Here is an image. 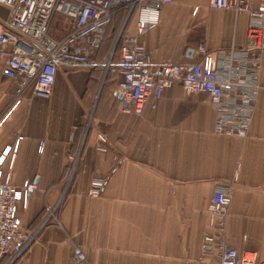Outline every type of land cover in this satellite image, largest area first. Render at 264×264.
<instances>
[{
  "label": "crops",
  "instance_id": "crops-1",
  "mask_svg": "<svg viewBox=\"0 0 264 264\" xmlns=\"http://www.w3.org/2000/svg\"><path fill=\"white\" fill-rule=\"evenodd\" d=\"M8 14L0 5V28ZM248 21L209 0H172L137 44L155 64L190 66L201 60L200 45L210 55L244 47ZM124 24V35H133L136 16ZM112 53L98 52L93 68L57 66L49 99L31 86L16 98L0 74V154L10 148L5 168L13 186H37L18 206L35 241L2 264H198L204 235L215 233L212 192L229 183L226 240L264 264V55L249 136L241 139L215 134L210 98L186 94L180 84L150 98L141 116L122 113ZM94 179L105 182L96 198L88 195ZM215 259L214 247L205 260Z\"/></svg>",
  "mask_w": 264,
  "mask_h": 264
},
{
  "label": "built area",
  "instance_id": "built-area-1",
  "mask_svg": "<svg viewBox=\"0 0 264 264\" xmlns=\"http://www.w3.org/2000/svg\"><path fill=\"white\" fill-rule=\"evenodd\" d=\"M171 1L0 0L9 12L0 28V74L12 83L16 98L31 86L34 96L49 99L57 66L93 68L114 15L123 12L125 18H130L134 14L135 33L124 35V24L116 35L119 60L114 97L120 111L139 117L150 98L159 100L165 89L180 84L186 94H206L210 98L215 111V134L247 139L261 90L264 0H209L213 9L248 16L246 43L241 49L232 47L215 55L200 45L197 51L201 60L190 66L155 64L137 44L138 36L159 24L161 7ZM57 16L67 22V30L60 37L51 35L52 20ZM98 142V149L105 152V138L98 136ZM9 149L0 154V264L5 259L11 263L37 236L23 227L18 216L19 204L25 208L37 186L29 181L20 188L13 186L10 165L5 168ZM104 184L102 179L91 181L89 197L99 196ZM233 190L229 183L215 186L212 192L207 212L215 233L204 235L198 264H257L254 256L238 254L226 240ZM46 209L52 213V208ZM214 247L216 259L205 260ZM73 253L77 262L85 260L79 249Z\"/></svg>",
  "mask_w": 264,
  "mask_h": 264
},
{
  "label": "rangeland",
  "instance_id": "rangeland-1",
  "mask_svg": "<svg viewBox=\"0 0 264 264\" xmlns=\"http://www.w3.org/2000/svg\"><path fill=\"white\" fill-rule=\"evenodd\" d=\"M125 22H126V18L124 17V15L119 16V18H117V19L112 21V24L110 25L111 27L109 28L107 34L111 32V29L113 27L115 28V30L117 29V33H118L120 28H121V26L124 25ZM66 27H67V22L63 18H61L59 16L54 17L53 20H52V24H51V35L54 36V37L62 36L65 33ZM116 46H117V42L114 39H113V41L111 40L109 42V51H110L109 54L111 53V51L114 52L113 50H115ZM109 54H108V56H109ZM117 61H118V55H117V58H116V62ZM108 63L110 64L109 58L107 60V64ZM63 187H65V189L63 191L64 192L63 194H66L69 191V189H70L69 188V184H67V186H63ZM63 198H64V195H61L60 201L58 203V206H60V204L63 203V202H61L63 200Z\"/></svg>",
  "mask_w": 264,
  "mask_h": 264
},
{
  "label": "trees",
  "instance_id": "trees-1",
  "mask_svg": "<svg viewBox=\"0 0 264 264\" xmlns=\"http://www.w3.org/2000/svg\"><path fill=\"white\" fill-rule=\"evenodd\" d=\"M119 14H123V12H118V13L115 14V15H119ZM115 15H114V17H115ZM114 17H113L112 21L114 20ZM111 24H112V22H111ZM110 27H111V26H109V28H110ZM109 28H108L107 31L105 32V35H104L103 41H102V43H101V45H100L99 53H100L101 51H104V53L108 54V52H109V42H110L111 40L113 41V39L115 40V37H116V35H117V29L115 30V28L113 27V28L111 29V32L107 34ZM118 47H119V43L117 44V46H116V48H115V50H114V52H113L112 58H113V57L116 58L117 55H119ZM114 58H113V59H114ZM116 64H117V63H116ZM115 68H116V67H115ZM110 71H111V68L109 67V72H110Z\"/></svg>",
  "mask_w": 264,
  "mask_h": 264
},
{
  "label": "water",
  "instance_id": "water-1",
  "mask_svg": "<svg viewBox=\"0 0 264 264\" xmlns=\"http://www.w3.org/2000/svg\"><path fill=\"white\" fill-rule=\"evenodd\" d=\"M129 18V16H127L126 20Z\"/></svg>",
  "mask_w": 264,
  "mask_h": 264
}]
</instances>
